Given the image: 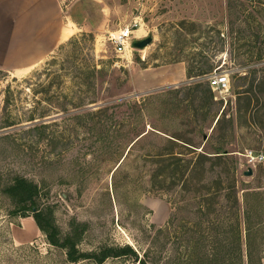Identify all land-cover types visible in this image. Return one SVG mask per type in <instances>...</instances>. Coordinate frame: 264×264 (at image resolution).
<instances>
[{
    "label": "rangeland",
    "instance_id": "obj_1",
    "mask_svg": "<svg viewBox=\"0 0 264 264\" xmlns=\"http://www.w3.org/2000/svg\"><path fill=\"white\" fill-rule=\"evenodd\" d=\"M64 6L67 24L73 17L93 29H80L31 67L0 68V190L16 176L39 183L62 235L85 226L84 252L129 245L140 259L147 253L149 264H241L238 223L224 198L201 212L199 198L165 192L154 183L156 160L147 156L157 153L160 139L149 135L131 151L130 142L136 128L183 138L190 151L176 152L185 154L216 156L225 143L242 206L246 194H264V163L246 176L245 157L264 155V84L257 87L264 76V0H64ZM127 28L134 32L131 47L119 54L110 37ZM148 37L151 45L134 47ZM209 66L229 75L231 88L213 92L219 103L206 117L200 108L207 82L189 78L188 70ZM251 90L260 117L254 111L241 118ZM65 97L87 106L71 110ZM42 116L34 121L47 125L40 139L27 121ZM220 170L195 176V189L213 183ZM11 213L0 193V263L70 264L33 217ZM261 227L256 249L264 263ZM246 253L243 242L245 264ZM105 264L138 262L122 257Z\"/></svg>",
    "mask_w": 264,
    "mask_h": 264
},
{
    "label": "trees",
    "instance_id": "obj_2",
    "mask_svg": "<svg viewBox=\"0 0 264 264\" xmlns=\"http://www.w3.org/2000/svg\"><path fill=\"white\" fill-rule=\"evenodd\" d=\"M91 37L94 36L91 34ZM261 59L262 55H260L258 60ZM261 70L264 71V68ZM214 71L215 70L212 66H209L206 69L200 68L197 71L195 68H190L188 70V76L189 78H206L214 73ZM250 72H252L251 75L258 74L257 69H253ZM242 79L245 80L246 78L242 77ZM256 80L257 77L255 78V81ZM262 84H264V76L260 77L257 87ZM205 86L206 90H203L205 97H202V106L200 110L207 109L206 117H208L219 102L215 101V95L209 82H207ZM199 87H202V85H199L198 88ZM244 94L249 97H244V99H246V104L244 107L239 108V116L241 118H246L247 114H253V112L256 111L254 116L260 117V110H255L253 107L254 99L251 97V94L255 93L251 90L245 91ZM255 96H257V94ZM262 97H264L263 94ZM65 98L67 101L71 102V104L69 103L73 106L71 110L82 109L87 106L82 103H73L69 97ZM188 98L190 99L193 97ZM195 98L196 97H194L193 100H195ZM186 100L187 99L184 101ZM239 100L242 101L243 97H240ZM220 103H223V101H220ZM64 111L69 113L70 109L64 107ZM100 112L101 109H99L97 113ZM135 113L139 114V116L135 117L137 121H142V119H144L140 111H135ZM87 114L89 116L92 114L93 118L95 116L92 112ZM44 118L45 117L43 116L40 118L33 117L27 122H33L34 124V121L37 119H40L43 122ZM75 118H81V115L78 114ZM221 120L222 116L218 119L217 126L221 124ZM137 121H135V123ZM42 122L34 124V126L30 128V131L37 133L40 139H42L45 133L44 130L47 128V125ZM17 125L18 123L12 121V125L9 126L14 127ZM132 132L134 139L130 142V151L141 140H146L149 135L160 139V147H153L154 150H157L155 151L157 153L152 156L150 154L147 155L156 160L155 164L157 165V171L154 175L156 180L154 182L155 185L171 194L177 192L176 196L180 194L184 200L186 199L183 196L185 193H187V195H193L195 199L199 198V206L203 208L201 212H204V208L210 210V208L214 206V202L220 197H223L226 204L234 210L238 223L237 236L240 243L239 254L241 256V264H245L243 242H245L247 249L246 264H264L263 257L259 254V251H257L258 249H256L257 237L262 231L261 226L264 225V219H262L264 217V194L257 192L246 194L243 199L244 207L242 206L237 189V169L235 163L225 154V143H222L220 147L216 148V156H210L207 153L196 155L197 153L195 151L185 154L183 150L182 152H176L177 148L190 151L188 145L191 144L184 141L181 137L172 136L167 132H164L165 136H163L153 130L147 131L145 129L140 132L138 130L136 131V128H134ZM161 142H164V144L162 145ZM216 166H220L221 170L217 173L214 182L212 183L210 181L207 186L203 185L201 188L195 189V185L197 186V184L193 182L195 181V176L201 172L207 174L209 169H214ZM225 183H227V185H225ZM214 185H216L215 189L213 187ZM180 186L182 188L179 189L178 192L177 188ZM0 193L11 202L12 216L23 215L25 218L33 217L39 230L46 236L48 244L58 250L64 251L66 260L70 264H80L85 261H91L95 264H105L110 259H118L122 257H132L138 262V264H149V261H147V253L140 259L137 251L129 245L124 247L104 246L92 252L82 251L79 247V243L85 233V226L77 225L71 233L65 236L62 235L56 224L52 207L42 204L44 197L40 184L31 179L23 176H16L9 183L2 185ZM0 264L8 263L2 262Z\"/></svg>",
    "mask_w": 264,
    "mask_h": 264
},
{
    "label": "crops",
    "instance_id": "obj_3",
    "mask_svg": "<svg viewBox=\"0 0 264 264\" xmlns=\"http://www.w3.org/2000/svg\"><path fill=\"white\" fill-rule=\"evenodd\" d=\"M64 7V0H0V68L31 67L80 29H93L73 17L67 24Z\"/></svg>",
    "mask_w": 264,
    "mask_h": 264
},
{
    "label": "built area",
    "instance_id": "obj_4",
    "mask_svg": "<svg viewBox=\"0 0 264 264\" xmlns=\"http://www.w3.org/2000/svg\"><path fill=\"white\" fill-rule=\"evenodd\" d=\"M133 33V29L127 28L124 31L111 35L110 40L115 45L117 53L125 54L127 52L128 48L131 47ZM205 80L209 82L210 87L215 93L218 92L223 95L230 92L231 85L229 75L227 74L214 71ZM221 98L224 99V97ZM215 99L219 100L220 97H215ZM245 157L247 158L248 166L251 168L264 163L263 154L257 155L253 151H247Z\"/></svg>",
    "mask_w": 264,
    "mask_h": 264
},
{
    "label": "water",
    "instance_id": "obj_5",
    "mask_svg": "<svg viewBox=\"0 0 264 264\" xmlns=\"http://www.w3.org/2000/svg\"><path fill=\"white\" fill-rule=\"evenodd\" d=\"M153 42V38L152 37H148L144 40L138 41L134 43V47H136L137 49H145L146 47H148L149 45H151ZM218 122V121H217ZM227 154V153H226ZM254 173L253 169H249L248 172H246V176H252Z\"/></svg>",
    "mask_w": 264,
    "mask_h": 264
},
{
    "label": "bare ground",
    "instance_id": "obj_6",
    "mask_svg": "<svg viewBox=\"0 0 264 264\" xmlns=\"http://www.w3.org/2000/svg\"><path fill=\"white\" fill-rule=\"evenodd\" d=\"M124 31V30H123Z\"/></svg>",
    "mask_w": 264,
    "mask_h": 264
}]
</instances>
